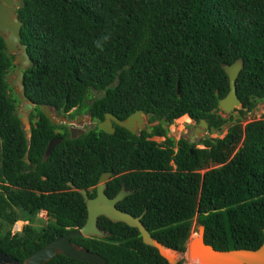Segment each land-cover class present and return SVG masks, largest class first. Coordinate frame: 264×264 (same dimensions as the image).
Listing matches in <instances>:
<instances>
[{
    "label": "trees",
    "instance_id": "obj_1",
    "mask_svg": "<svg viewBox=\"0 0 264 264\" xmlns=\"http://www.w3.org/2000/svg\"><path fill=\"white\" fill-rule=\"evenodd\" d=\"M18 16L21 43L33 62L24 72L25 95L41 120L28 141L8 84L18 66L0 36V252L24 263L56 237L83 226L81 195L63 190L68 181L83 189L96 183L100 170L91 171L93 159L103 168L128 162L145 169L140 207L126 212L137 217L145 211L142 224L171 250L185 254L193 220L204 227V243L217 251L261 246L264 120L242 126L241 118L232 121L217 112L229 90L221 65L237 60L243 62L236 80L240 115L264 102V0H25ZM94 94L99 96L85 105ZM40 105L61 112L88 109L100 120L107 112L124 120L142 110L160 123L142 136V146H88L84 154L63 157L51 171L43 152L33 153L38 144H47L54 128ZM183 116L196 123L204 119L209 132L232 123L222 138H205L197 148L167 137L168 127ZM152 136L165 141L157 145L148 139ZM91 140L104 139L91 134L80 139ZM28 143L33 170L24 162ZM42 210L48 223L40 226ZM16 221L28 222L21 235H11ZM97 226L108 236L71 242L108 264H168L142 243L136 229L104 217ZM46 264L89 263L56 256Z\"/></svg>",
    "mask_w": 264,
    "mask_h": 264
},
{
    "label": "water",
    "instance_id": "obj_2",
    "mask_svg": "<svg viewBox=\"0 0 264 264\" xmlns=\"http://www.w3.org/2000/svg\"><path fill=\"white\" fill-rule=\"evenodd\" d=\"M25 0H1L0 2V36L3 39L5 49L8 54L13 55V64L18 66L13 76L8 80L9 86L13 89L20 103V112L17 115L18 120L24 127L26 137L31 136V129L28 122V113L34 104L26 97L23 84L24 72L33 67V62L27 54L26 46L21 43L20 31L22 21L19 19L18 10L24 6ZM223 72L228 79V93L218 103V108L226 114H236L242 108L241 101L236 93V80L243 68V62L237 60L233 64H222ZM177 84V92H178ZM40 110L50 123H56L52 115L51 107L40 105ZM145 114L138 110L121 121L111 114H105V121L99 125V128L107 134H112L110 119L125 130L135 133L134 123L138 126L142 124ZM208 124L204 119H200L197 126L180 137L189 144L194 145L197 140H201L205 134ZM54 142L48 145L47 153L53 147ZM108 174H104L99 179L96 197L89 199L86 191L80 190L79 193L85 203L87 213L85 224L78 229L68 231L62 236L56 237L44 247L31 254L24 263L9 257L0 252V264H46L56 256H63L69 259L84 261L89 264H108L107 261L96 253L89 252L84 248L73 244L75 238H105L107 233L100 230L97 226L98 219L104 217L113 223H122L126 226L136 229L144 245L156 249L158 254L166 260L168 264H178V255L180 253L171 250L154 239L148 230L144 227L141 220L145 211L140 216H133L129 213L118 210L115 205L122 200L126 192L121 191L113 199H109L105 194V181ZM68 186L73 187L72 183ZM185 256L195 264H264V230L263 242L257 250H230L217 251L204 243V227L198 226L197 233L192 235L187 243Z\"/></svg>",
    "mask_w": 264,
    "mask_h": 264
},
{
    "label": "flooded vegetation",
    "instance_id": "obj_3",
    "mask_svg": "<svg viewBox=\"0 0 264 264\" xmlns=\"http://www.w3.org/2000/svg\"><path fill=\"white\" fill-rule=\"evenodd\" d=\"M0 2H1V0H0ZM101 95H102V93H101ZM98 96H99V94H94L90 99L85 100V105L91 104L92 101ZM33 104H34L33 108L28 113H26L28 116V122H29L30 129H31V136H32V130L37 128V123L41 120V118L39 116H37V113H35L36 104L35 103H33ZM39 109H40V106H39ZM51 111H52L53 117L56 120V123H50L54 126V128L51 131L52 132V138H50L48 140L47 144H44V145L38 144V146L35 147V149H33V153H40L41 151L43 152L42 162L45 163V161H46V163L50 167L51 171H55L57 169V167H58L59 163L62 161L61 159L63 157L68 158L69 155L74 154L73 152L84 154V152H85L84 149H86L88 146H95V148H96L98 146L110 145L109 147L120 148V149L122 147H126V146H129V147H131V146H133V147L142 146V144L145 143V142L141 141L142 136H144L146 133H150L152 128L154 126L159 125V123H160L158 121H150L149 117L144 113L145 116L143 118L142 124L138 126V123H134L135 133H131V132L125 130L124 128L118 126L115 121L110 119V124H111L110 126H111V129L113 130V132H112V134H107L99 128V125L105 121V114H111V113H108V112L104 113L103 119L100 120V118L94 116V112H91L88 109H85V111H83L79 107H71L68 110L63 111V112L56 110L54 107H51ZM19 112H20V103L17 106L16 111H15L16 116L18 115ZM113 117H115V116H113ZM115 118H117V117H115ZM118 120H120V119H118ZM121 121H123V120H121ZM193 122L196 123L195 121H193ZM196 125H197V123H196ZM21 126H22V124H21ZM22 128L24 129L23 126H22ZM119 129H123L124 131L119 130ZM85 134H91L92 137H94V138L101 137L104 140H102V141H95V140L80 141L82 136H84ZM168 134H169V130L167 133V137L171 138V137H169ZM181 134H186V133L182 132ZM104 135H107L110 137H116L117 136V138L119 136H121L122 139L116 140L117 138L116 139L113 138V140H110V139L106 140ZM31 136L26 137V139L28 141H30L29 139L31 138ZM135 138H138V140L136 141ZM156 138H162L163 139L162 142L165 141V138L162 136H152L148 139L150 141L155 142L157 145H160L162 142H158L157 140H155ZM146 139H147V137L145 138V140ZM179 139H181V137H179ZM179 139L177 141H179ZM51 141H56V142H54L53 147L49 150V153H47L48 145ZM177 141H175V142H177ZM30 146H31V144L28 143L27 144V151L25 152L24 162L29 166V169L33 170L34 165L30 164V160L28 159V157L26 155L27 153L30 152ZM174 151H176V147H174ZM50 158L52 160H50ZM95 160L96 159H93V164H91V171L93 172L96 170H100V174L96 180V183L90 184V185L86 186L85 189H83V188H80L79 186H76L72 182L68 181V182H66V186L69 189L63 190V192H67V191L68 192H77L80 195L79 191L84 190V191H86L88 198L93 199L96 197V194H97V187L99 185V179L101 178L102 175L108 174V176L106 177V181L104 182L105 183L104 194L109 199H113L121 191L126 192V195L124 196V198L122 200H120L119 202H117L115 207L118 210L123 211V212L137 211L138 208L140 207V203H141L139 198L140 197L143 198L145 189L147 187V185H146L147 174L145 172V169L140 168L137 170L135 167H131V165L128 162H126L124 164H122V163H115L113 165L108 164V166L106 168H105V166L103 168V166L100 167V163L95 161ZM58 161H59V163H57ZM76 164L81 166L82 162H76ZM77 165L74 164V166L72 168V169H74V171L78 170ZM75 168H77V169H75ZM102 168L104 170H102ZM83 170L86 171V169H83ZM26 172L28 173L29 171L26 170ZM39 177L41 180L46 179L45 175H41ZM83 180H87V176H85ZM90 181L91 180L88 179V182H90ZM68 183H72L73 187L68 186ZM4 185L10 186L8 183H4ZM15 189H21V188L15 187ZM40 213L42 215H46L47 219L45 220V222L48 223V216H47L46 212L42 210V211H40ZM40 213H38L37 217L39 216ZM126 213H128V212H126ZM24 222H27V221H24ZM196 233H197V227L196 228L191 227L190 235H194ZM107 236H108V234H107Z\"/></svg>",
    "mask_w": 264,
    "mask_h": 264
},
{
    "label": "rangeland",
    "instance_id": "obj_4",
    "mask_svg": "<svg viewBox=\"0 0 264 264\" xmlns=\"http://www.w3.org/2000/svg\"><path fill=\"white\" fill-rule=\"evenodd\" d=\"M14 72H11L8 75V80L11 76H13ZM242 109V108H241ZM239 109L237 111L236 114L233 115H229L224 113L223 111H221L220 109H218V114L224 118V119H229L230 117H232V121H236L238 118H241L240 122L242 124V126H244L245 124L251 122V121H255V120H264V102H260L257 104V106L255 107V109H253L251 112L247 113L244 117H242L240 115V110ZM232 121H229L228 123H226L220 130L218 131H213V132H209V128H207L205 130V134L202 137L201 140L205 139V138H210V139H215V138H222L228 129V126L232 123ZM196 123H194L189 117L187 116H183L177 120H175L169 127V137L173 138L174 141H177L181 135L182 132L188 133L190 130L194 129L196 127ZM155 140H157L158 142H162V138H156ZM201 140H197L195 142L194 145H196L197 148H203V145L200 144L199 142ZM212 168L209 167V169ZM205 170H203L201 173H203ZM38 225L43 226L46 222L45 220L47 219L46 215H42L41 213L38 216ZM42 218V219H41ZM28 223L24 222V221H16L10 228L11 231V235L14 234H22L23 231V227L26 226ZM198 227L196 225L195 220H193V224H192V228H196ZM178 260H184L183 264H191L192 261H190V259L186 258L185 254H181L178 255ZM180 262V261H179ZM193 263V262H192Z\"/></svg>",
    "mask_w": 264,
    "mask_h": 264
},
{
    "label": "bare ground",
    "instance_id": "obj_5",
    "mask_svg": "<svg viewBox=\"0 0 264 264\" xmlns=\"http://www.w3.org/2000/svg\"><path fill=\"white\" fill-rule=\"evenodd\" d=\"M186 258H187V260H188V256H186ZM191 264H195V263H192V262H191Z\"/></svg>",
    "mask_w": 264,
    "mask_h": 264
},
{
    "label": "clouds",
    "instance_id": "obj_6",
    "mask_svg": "<svg viewBox=\"0 0 264 264\" xmlns=\"http://www.w3.org/2000/svg\"><path fill=\"white\" fill-rule=\"evenodd\" d=\"M17 69H18V68H17ZM173 166H174V165H173ZM191 236H192V235H190V237H191ZM190 237H189V238H190Z\"/></svg>",
    "mask_w": 264,
    "mask_h": 264
}]
</instances>
